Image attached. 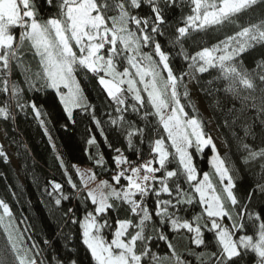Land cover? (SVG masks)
<instances>
[{
	"label": "snow or ice",
	"instance_id": "6c2138e0",
	"mask_svg": "<svg viewBox=\"0 0 264 264\" xmlns=\"http://www.w3.org/2000/svg\"><path fill=\"white\" fill-rule=\"evenodd\" d=\"M204 74L201 92L223 113L244 171L258 177L243 197L232 146L225 140L221 155L191 98ZM90 79L107 120L85 94ZM50 91L67 122L87 117L113 153L109 165L90 135L89 159L110 179L76 165L81 186L67 179L83 193V215L69 207L63 216L79 226L89 264H264V0H0V119L30 109L51 143L37 103ZM50 184L56 206L69 199ZM27 219L0 198V264H84L71 255V229L60 233L61 256L21 228Z\"/></svg>",
	"mask_w": 264,
	"mask_h": 264
},
{
	"label": "trees",
	"instance_id": "16d2710c",
	"mask_svg": "<svg viewBox=\"0 0 264 264\" xmlns=\"http://www.w3.org/2000/svg\"><path fill=\"white\" fill-rule=\"evenodd\" d=\"M212 42L215 41H209V43ZM247 63L249 67L254 66L250 58ZM215 74L213 72V75ZM207 79H211V77L208 74H204L200 85H197L195 81L192 84L202 99L223 142L224 152L222 155L228 151L224 144L225 140H227L229 146H232V159L237 166L241 167L242 172V179L238 183V195L243 197L247 190L254 187L258 177L252 175L249 171H244L235 151L229 128L224 124L223 113L209 107L212 97L206 96L201 92V87H207L204 83ZM82 86L85 87V94L89 97L90 102L98 106V115H101L103 108L99 106L103 104L105 94L98 86L96 80L90 79L83 82ZM37 103L38 106L43 105V110L49 113V115L42 118L50 121L46 126L52 136L51 143L48 136L44 135V129L40 127L39 122L34 118V114L30 109L26 110V116L24 113H20L15 122L0 119L3 143L10 148L17 164V168H14L8 157L7 160L4 157H0V198H3L10 205L11 210L18 219L28 218L25 224L21 225V228L31 225L32 227L29 229L28 234L33 235V238L40 243L41 247H46L43 244L45 239L50 240L55 251L61 256L68 255V253L64 250L65 241L60 233H66L71 229L75 234L73 240L75 250L71 255L82 260L84 264H89V255L85 252V248L79 239V226L72 225L70 222L66 223L67 217L63 216V213L69 207L78 209V215L81 217L83 215V207L79 199L83 193H80L78 189H73L67 183V179L68 176H71L78 188L81 186L80 178L72 167L74 163L89 165L92 171L97 173V179H110L109 172L95 166L94 162L89 159V155H94L96 152L95 148L89 149L86 144V140L90 135L95 134L97 136L101 150L104 152L109 165L112 164L111 155L113 153L104 145L103 138L99 136V131L87 117L82 118L77 115V123L74 125L66 121L62 106L59 105L58 99L55 98L53 92L50 91L46 96L40 95ZM186 110L191 112L190 108ZM101 118L107 120L106 115H101ZM65 123H68L67 128L62 127ZM89 128L92 129L91 132L87 131ZM236 130L239 132V129ZM106 131L108 132L109 140L115 146H126L122 137L117 139L114 130H109L106 127ZM53 144L56 146L55 151L53 150ZM0 147H2L4 152L3 145L0 144ZM57 154L63 158L68 175H65V169L60 167V162L56 159ZM197 159L200 167L205 171L208 170L206 161ZM252 171H259V169L253 167ZM51 181L60 183L64 194L69 196V199L63 200L60 206H56L54 203V198L59 195L58 193H54L53 196L47 194L52 191ZM13 193H15V196ZM176 243L183 247L184 242L182 240ZM4 244L5 238L2 230H0V248H3ZM48 254H52L51 249H49ZM193 264H195L194 258Z\"/></svg>",
	"mask_w": 264,
	"mask_h": 264
},
{
	"label": "rangeland",
	"instance_id": "374dc122",
	"mask_svg": "<svg viewBox=\"0 0 264 264\" xmlns=\"http://www.w3.org/2000/svg\"><path fill=\"white\" fill-rule=\"evenodd\" d=\"M190 89H191V97L193 102L196 104L197 108L199 109V112L201 113V115L203 116L204 120H205V124H206V131L210 132L215 143L217 144V147L220 150V153L222 155V153L224 152V145L223 142L210 118V115L202 101V99L200 98L198 92L196 91L194 85L191 83L189 85ZM0 144L3 145V149L5 154L7 155V157L9 158L10 162L12 163V165L14 166V168H17V164L14 158V155L12 154V151L10 150L9 147L5 146L3 143V132H2V128L0 126ZM210 155V152H209ZM73 165H76L78 168H80L82 171L84 170H92L91 167L89 165L86 164H79V163H74ZM74 170L76 171V168H74ZM80 178V177H79ZM100 179H97V182ZM94 184L90 183L89 187H93Z\"/></svg>",
	"mask_w": 264,
	"mask_h": 264
}]
</instances>
